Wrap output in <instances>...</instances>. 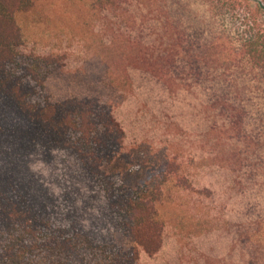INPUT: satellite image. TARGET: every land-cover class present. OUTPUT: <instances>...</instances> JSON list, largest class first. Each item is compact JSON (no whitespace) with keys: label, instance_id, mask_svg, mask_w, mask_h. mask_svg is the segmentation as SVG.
Segmentation results:
<instances>
[{"label":"trees","instance_id":"1","mask_svg":"<svg viewBox=\"0 0 264 264\" xmlns=\"http://www.w3.org/2000/svg\"><path fill=\"white\" fill-rule=\"evenodd\" d=\"M91 1L101 11L120 2ZM135 1L161 32L156 43L147 33L119 46L117 64L146 69L169 89L198 87L243 133L253 106L264 111V0ZM32 6L0 0V264H139L142 251L161 249L158 207L175 164L151 171L124 154L125 130L97 90L49 91L65 63L23 50L16 16ZM240 88L261 95L242 98ZM255 230L262 239L247 264H264V217Z\"/></svg>","mask_w":264,"mask_h":264},{"label":"rangeland","instance_id":"2","mask_svg":"<svg viewBox=\"0 0 264 264\" xmlns=\"http://www.w3.org/2000/svg\"><path fill=\"white\" fill-rule=\"evenodd\" d=\"M252 1L255 8L258 0ZM152 18L135 0H120L108 11L91 0H33L16 16L26 53L65 63L48 81L51 93L97 90L125 130L124 154L151 171L175 164L158 207L165 225L161 249L153 256L142 251L139 264H247L250 247L262 239L255 229L264 217V111L257 114L253 106L239 135L223 109L201 101L198 87L169 89L146 69L125 71L117 64L119 46L147 33L156 43L161 26ZM240 89L242 98L261 95ZM235 157L239 164L229 160Z\"/></svg>","mask_w":264,"mask_h":264}]
</instances>
